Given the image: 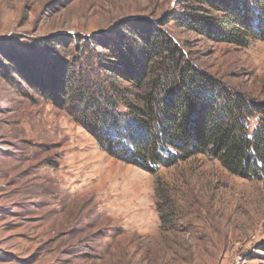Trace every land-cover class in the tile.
<instances>
[{"label":"rangeland","instance_id":"rangeland-1","mask_svg":"<svg viewBox=\"0 0 264 264\" xmlns=\"http://www.w3.org/2000/svg\"><path fill=\"white\" fill-rule=\"evenodd\" d=\"M177 2L0 0V45L32 54L63 39L50 49L70 63L78 43L132 20L164 21L181 11ZM164 29L198 70L264 104V42L242 48L172 22ZM23 93L0 78V264H264V179L239 178L206 156L151 174Z\"/></svg>","mask_w":264,"mask_h":264},{"label":"trees","instance_id":"trees-1","mask_svg":"<svg viewBox=\"0 0 264 264\" xmlns=\"http://www.w3.org/2000/svg\"><path fill=\"white\" fill-rule=\"evenodd\" d=\"M177 4L181 11L164 21L132 20L109 38L78 43L70 63L50 49L63 39H46L45 50L32 54L0 45V78L63 109L111 156L151 174L206 156L239 178L263 180L264 104L198 70L164 28L172 22L215 44L245 48L264 42V0ZM49 67L56 73L47 79Z\"/></svg>","mask_w":264,"mask_h":264}]
</instances>
